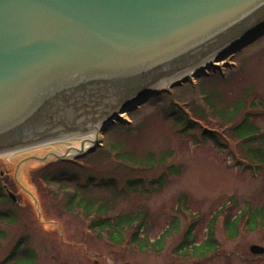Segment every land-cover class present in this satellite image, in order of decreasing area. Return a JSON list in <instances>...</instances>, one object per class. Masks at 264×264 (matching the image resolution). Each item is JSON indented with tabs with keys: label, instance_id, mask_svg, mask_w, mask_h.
Wrapping results in <instances>:
<instances>
[{
	"label": "rangeland",
	"instance_id": "1",
	"mask_svg": "<svg viewBox=\"0 0 264 264\" xmlns=\"http://www.w3.org/2000/svg\"><path fill=\"white\" fill-rule=\"evenodd\" d=\"M211 66L200 74L204 76L155 95L165 92L159 96L167 102H155L153 96L152 102L108 122L100 142L74 163L53 164L45 153L71 152L79 148V140L47 141L0 157V185L16 199L0 202V218L9 220L0 221V264L19 241L31 251L32 264H264V253L249 250L253 245L264 249V231L245 233L240 224L238 236L228 239L223 229L225 216L244 210L247 220L249 208L264 207V164L248 153V146L261 148L264 138L256 136L251 145L222 135L227 146L220 148L202 139L203 128L221 132L216 118L198 120L200 127L190 130L170 115V108L201 113L198 105L209 111L205 95L210 94L214 110H237L233 126L247 119L264 136V36ZM31 155L46 158V163L21 162ZM61 171L65 178L50 179ZM161 175L163 184L157 182ZM70 193L77 198L66 209ZM222 207L225 211L213 226L217 252L183 258L191 248L185 245L176 252L192 224L191 239L201 244L209 221ZM93 218L108 219L111 225L90 227ZM142 221L139 237L150 242L170 230L157 251H140L130 241Z\"/></svg>",
	"mask_w": 264,
	"mask_h": 264
},
{
	"label": "water",
	"instance_id": "2",
	"mask_svg": "<svg viewBox=\"0 0 264 264\" xmlns=\"http://www.w3.org/2000/svg\"><path fill=\"white\" fill-rule=\"evenodd\" d=\"M263 36L264 0H0V153L115 122Z\"/></svg>",
	"mask_w": 264,
	"mask_h": 264
},
{
	"label": "trees",
	"instance_id": "3",
	"mask_svg": "<svg viewBox=\"0 0 264 264\" xmlns=\"http://www.w3.org/2000/svg\"><path fill=\"white\" fill-rule=\"evenodd\" d=\"M216 68L213 69V71H215ZM165 92H162L161 94H164ZM159 94V95H161ZM155 96V99L153 101L155 102H159L161 99H164L166 102L168 101L166 96ZM208 95V96H207ZM205 102L206 104L210 107L209 111L207 109H204L202 106L198 105L200 112L201 113H196V110L194 112L192 111H183V113H179L175 108H170V115L171 117H174L175 120L179 121L182 124H185L189 127H191L190 130L194 129V127H200L199 126V122L198 120L203 121L206 117H210L213 120L216 118V120L218 122H220L219 127H220V131L223 133H219V132H214L210 127H208L206 130H204L203 128V133H202V139L204 141H210L212 142L213 145H215L216 147H225L227 145L223 144L221 142V140L223 139V136L226 137V139L228 138H233L236 140H240L243 141V143L245 144H251L254 143L255 141V137L259 136L261 139L264 138V136L262 134L259 133L258 128L255 125H252L250 123H248L247 119H244L239 125L233 126L234 123H232V120L235 116V112L237 110H225L222 109L220 111H216V109L214 110V107L212 106V102H211V97H213L210 94H207ZM152 100L150 102H152ZM157 100V101H156ZM174 106V105H172ZM257 106V105H256ZM236 109H239V107H237ZM192 117V118H191ZM197 120V121H196ZM201 123V122H200ZM223 135V136H222ZM261 146V148H251L250 146H248V153L250 155L251 158L257 160L260 163H264V149L262 148V145L264 146V143L262 144V142L259 144ZM226 148V147H225ZM164 159H162L161 161H163ZM63 171L60 172L59 175L57 176H53V179L50 178L51 180H59L63 179L65 177V173H63ZM163 177L161 176L157 182H159V184H163ZM156 182V184H158ZM77 197L75 196H70L69 197V201L66 203L65 208L67 209V206L72 205V203L76 200ZM7 199L6 196V192L4 190V187L2 185H0V202L4 201ZM225 209L220 208V210L215 213L211 220L209 221L208 225H207V233H206V238L205 240L199 244V245H195L194 241L191 239V234L194 230V224L190 225L189 229L186 231L184 237H183V242L179 245V249L180 246L185 245V246H189L190 248V253L192 257H198V256H204L203 254L214 250L216 251L217 249V242L214 239L213 236V226L214 223L216 221V219L219 216H222L224 213ZM249 217L247 218V220L244 219V213L241 211L238 215L235 216H230L227 215L224 217L223 219V229H224V233H225V237L228 239H235L238 236V232H239V228H240V224L242 225V228H240L241 231L245 232V233H250L253 232L255 230H259V231H264V207H261L260 209L257 210H251V212H249ZM2 222H5L6 224H9V220L7 218H0ZM91 222L89 223L90 227L95 226V224L98 225H111L110 221H108V219L105 220H99L96 221L94 218L90 220ZM134 219L131 218L129 219V223H133ZM118 224V222H117ZM173 226L171 227L172 231H175V225L176 223L173 222ZM118 228V226H117ZM141 229V225H137L135 231L133 232L132 236H131V241L134 244L139 245L140 251H144L146 249V246H148V239L146 238H140L139 237V231ZM170 230L165 231V233H163L162 235H160L158 237L157 240H155L154 243H151L150 245L153 246V248L155 249V251H157L158 247H161L163 241L168 237ZM153 249V250H154ZM20 252L21 255L19 258H16V254ZM203 252V254H202ZM33 256L30 250L26 249L23 241H19L15 244L14 248L12 249L11 253L9 254V256L7 257V259L5 261H3L2 264H8V263H12V264H23L24 262L28 261L27 264H32L33 263Z\"/></svg>",
	"mask_w": 264,
	"mask_h": 264
},
{
	"label": "bare ground",
	"instance_id": "4",
	"mask_svg": "<svg viewBox=\"0 0 264 264\" xmlns=\"http://www.w3.org/2000/svg\"><path fill=\"white\" fill-rule=\"evenodd\" d=\"M250 37H253L252 36V33L250 34ZM258 41V40H257ZM256 42V41H255ZM253 44V43H252ZM228 52H222L220 54H218L217 56H215L216 60L215 59H212L210 61H207L206 63H203L191 70H189L188 72L184 73V74H181L179 75L177 78H175L174 80H172L171 82H167L165 84H163L161 87L164 88V89H168L172 84L173 85H178L177 83H180L182 82L183 80H191V79H198L199 77H197L198 75L201 76L200 74L202 73H205L206 70H208L210 68V66L212 65L213 67L214 66H218L220 63L222 62H217V59H220L219 57H222V56H225ZM233 56V55H232ZM218 57V58H217ZM231 57V56H229ZM227 59V58H226ZM225 59V60H226ZM211 66V67H212ZM211 69V68H210ZM153 92H149L147 94H144L142 95V98L140 97L138 101L142 100V99H145L147 98L149 95H151ZM155 96V95H154ZM153 97H150L148 101H150V99H152ZM137 104V103H136ZM134 104V105H136ZM131 107L130 104L127 106V108ZM139 109V107L137 108ZM130 113V112H129ZM129 113H126V112H122V114H119L117 117L118 118H121L123 117L124 115H128ZM112 119H113V116H107L106 118H104L103 121H101L97 126H95L92 130V132H90L89 134H84V135H78V136H69V137H59L57 138L58 142H62V141H65V140H79V148H73L71 152H69L68 155H73V153H78V152H84L86 151L90 146H94L96 145L97 143L100 142V131L101 129H103V127H105L108 122H112ZM108 129V128H107ZM89 132V131H87ZM41 145L44 144V143H40ZM40 144H36V145H32V146H26V147H22V148H19V149H14L12 151H7V152H2L0 153V157H7V156H12L13 154L15 153H19V152H24V151H28L29 149H31L32 147H35V146H40ZM72 153V154H70Z\"/></svg>",
	"mask_w": 264,
	"mask_h": 264
},
{
	"label": "flooded vegetation",
	"instance_id": "5",
	"mask_svg": "<svg viewBox=\"0 0 264 264\" xmlns=\"http://www.w3.org/2000/svg\"><path fill=\"white\" fill-rule=\"evenodd\" d=\"M34 148V147H33ZM32 149V148H31ZM31 149H29V150H31ZM35 149H37V148H35ZM20 153V152H19ZM46 155L47 154H53L52 152H48V153H45ZM32 160V161H39V159H41V158H39V157H37V156H33V155H31V156H29V157H25V158H22L21 159V162H27V161H29V160ZM52 160H54V159H52ZM41 163V162H40ZM54 163H57L56 161H53V164ZM45 164V163H44Z\"/></svg>",
	"mask_w": 264,
	"mask_h": 264
}]
</instances>
